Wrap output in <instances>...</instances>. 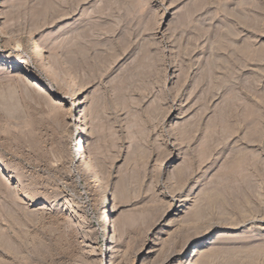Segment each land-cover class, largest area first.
I'll use <instances>...</instances> for the list:
<instances>
[{"label":"rangeland","instance_id":"1","mask_svg":"<svg viewBox=\"0 0 264 264\" xmlns=\"http://www.w3.org/2000/svg\"><path fill=\"white\" fill-rule=\"evenodd\" d=\"M0 209V264H264V0H0Z\"/></svg>","mask_w":264,"mask_h":264},{"label":"bare ground","instance_id":"2","mask_svg":"<svg viewBox=\"0 0 264 264\" xmlns=\"http://www.w3.org/2000/svg\"><path fill=\"white\" fill-rule=\"evenodd\" d=\"M41 50L39 49V48H36V50H35V52L33 53V61L35 60V61H38V59L39 58H41L42 57V54H41V52H40ZM28 61H29V59H22V61H20V63H18L17 65H15L16 67L17 66H22L23 64H29L28 63ZM6 63H12L11 61H8L7 59H3L2 60V63L1 64H6ZM85 149L86 150H83V154H81L80 155V159H82V161H81V169H85V168H89V166H90V157H91V148H90V146L86 143V146H85ZM186 199H183V200H181L182 202L183 201H185ZM184 204L182 203L180 206H183ZM6 210H5V212H11L12 210H10V209H12V208H5ZM1 210V209H0ZM11 214V213H10ZM2 219H4V218H2ZM102 229V232H99V233H97V235H96V237H99V236H101V235H103V234H105V232H106V228L104 229V227L103 228H101ZM109 231V230H108ZM3 237V236H2ZM2 239V238H1ZM4 239V238H3ZM3 241V240H2ZM211 242V241H210ZM194 253H193V255L192 256H195L196 254L197 255H199V253H200V251H201V249L200 248H198L197 249V245L196 246H194ZM172 257V256H171ZM193 259V258H192ZM188 264H191L190 262L188 263Z\"/></svg>","mask_w":264,"mask_h":264}]
</instances>
